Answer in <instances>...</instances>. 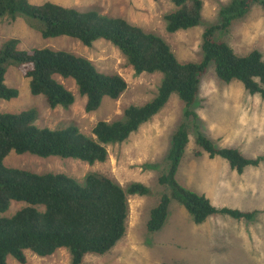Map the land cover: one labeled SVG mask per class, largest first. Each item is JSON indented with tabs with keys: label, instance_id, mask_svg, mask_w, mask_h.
I'll return each instance as SVG.
<instances>
[{
	"label": "trees",
	"instance_id": "16d2710c",
	"mask_svg": "<svg viewBox=\"0 0 264 264\" xmlns=\"http://www.w3.org/2000/svg\"><path fill=\"white\" fill-rule=\"evenodd\" d=\"M170 1L175 10L165 17L168 33L200 25L202 0ZM253 4L264 11V0H232L222 7L220 24L207 28L203 34V60L182 63L162 38L124 19L97 12L82 13L51 3L32 5L28 0H0V18L8 16L16 20L23 16L37 20L42 24L40 32L44 39L67 37L86 47L105 40L121 52L136 75H163L161 86L150 102L127 108L121 118L112 122L99 121L90 136L76 126L58 130L39 128L35 125L38 117L35 110L0 114V264H8V257L26 264V251L47 258L66 250L71 264H82L88 254L105 255L125 236L129 196L150 193L141 183L125 190L111 178L96 173L80 183L65 174H35L10 168L4 162L11 153L72 159L89 165L105 163L108 147L125 143L166 107L172 95H177L187 107L185 118L196 121L199 117L191 107L210 65H214L221 82L237 81L248 94L260 96L264 101V55L254 50L241 56L226 42L215 39L218 31L229 33L233 23L244 18ZM19 44L17 39H10L0 49V102L19 95L5 84L8 66H16L29 80L31 94L42 96L51 109L68 110L75 104V96L55 79L57 76L75 82L80 96L87 99L86 113L98 111L106 98L118 100L128 89L119 74H102L86 58L51 49L22 51ZM188 144L189 133L183 124L173 136L168 169L159 177V184L171 189V194L164 195L151 211L148 231L156 233L164 227L173 200L186 209L196 225L216 215L235 221L253 220L257 211L216 208L205 196L177 182ZM196 146L195 157L205 154L210 160L221 158L238 175L249 168L264 167V157L247 158L237 149L217 148L202 134H198ZM13 202L26 206L11 217L4 216Z\"/></svg>",
	"mask_w": 264,
	"mask_h": 264
},
{
	"label": "rangeland",
	"instance_id": "374dc122",
	"mask_svg": "<svg viewBox=\"0 0 264 264\" xmlns=\"http://www.w3.org/2000/svg\"><path fill=\"white\" fill-rule=\"evenodd\" d=\"M202 21L196 28L175 34L166 30L165 17L175 10L170 0H28L32 5L47 3L61 5L79 12H97L111 18H121L162 38L182 63H200L202 39L206 29L220 24L219 12L232 0H202ZM42 24L18 16L0 18V49L10 39L19 41L22 51L51 49L64 51L93 62L102 74H119L128 84L127 91L118 99L106 98L100 109L86 113L87 99L80 96L71 79H55L75 96L70 109H51L42 96H33L29 80L16 66H8L5 84L18 91L15 99L0 102V114L37 112L35 125L58 130L76 126L85 135L99 121L112 122L123 116L131 106L150 102L161 86L162 74L136 75L126 58L111 43L96 41L86 47L67 37L44 39ZM215 39L230 45L237 54L248 55L254 50L264 55V11L253 4L251 11L236 20L229 33L216 32ZM187 107L177 95H172L166 107L150 122L122 144L108 147L105 163H87L60 159L39 158L30 154L11 153L4 164L35 174H65L84 183L89 174L96 173L120 184L127 190L132 184L145 185L146 196H129V215L126 233L107 254H88L82 264H264V167L249 168L243 175L230 170L221 158L210 160L207 155L195 157L196 138L202 134L217 148L239 150L247 158L264 157V101L251 96L243 86L233 81L221 82L210 65L201 78L199 94L191 111L198 119L187 120ZM185 124L189 144L181 161L177 182L188 190L205 196L216 208L257 211L251 221H235L227 216L210 217L196 225L191 215L177 201L171 202L164 227L150 233L147 229L151 211L171 189L159 184V177L168 169V156L176 131ZM24 203L13 202L4 215L16 214ZM26 264H71L68 251L60 250L53 256L40 258L26 251ZM8 264H19L8 257Z\"/></svg>",
	"mask_w": 264,
	"mask_h": 264
}]
</instances>
